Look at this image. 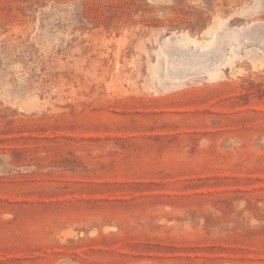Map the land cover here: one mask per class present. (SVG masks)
Instances as JSON below:
<instances>
[{
  "label": "rangeland",
  "instance_id": "1",
  "mask_svg": "<svg viewBox=\"0 0 264 264\" xmlns=\"http://www.w3.org/2000/svg\"><path fill=\"white\" fill-rule=\"evenodd\" d=\"M0 264H264V0H0Z\"/></svg>",
  "mask_w": 264,
  "mask_h": 264
}]
</instances>
